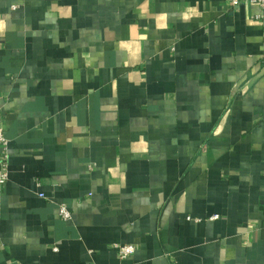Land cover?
I'll return each instance as SVG.
<instances>
[{
	"label": "crops",
	"instance_id": "0c3cea01",
	"mask_svg": "<svg viewBox=\"0 0 264 264\" xmlns=\"http://www.w3.org/2000/svg\"><path fill=\"white\" fill-rule=\"evenodd\" d=\"M0 115V264H264L258 5L0 0Z\"/></svg>",
	"mask_w": 264,
	"mask_h": 264
},
{
	"label": "built area",
	"instance_id": "2783aa9c",
	"mask_svg": "<svg viewBox=\"0 0 264 264\" xmlns=\"http://www.w3.org/2000/svg\"><path fill=\"white\" fill-rule=\"evenodd\" d=\"M231 7H237L241 3H252L259 6L261 10H264V0H228ZM1 116V115H0ZM8 156H7V138L4 134V129L1 124L0 117V192L2 191L4 184L8 180ZM42 197L43 194L41 193ZM59 215L62 219L67 220L70 218V211L64 203L58 205ZM216 216H213L211 219H215ZM115 248L117 250L118 256L121 259H126L131 256L135 251L136 247L132 244H116ZM54 250L57 248L54 247ZM131 249V251H130Z\"/></svg>",
	"mask_w": 264,
	"mask_h": 264
},
{
	"label": "clouds",
	"instance_id": "9594fccd",
	"mask_svg": "<svg viewBox=\"0 0 264 264\" xmlns=\"http://www.w3.org/2000/svg\"><path fill=\"white\" fill-rule=\"evenodd\" d=\"M130 251H131V249H130Z\"/></svg>",
	"mask_w": 264,
	"mask_h": 264
}]
</instances>
